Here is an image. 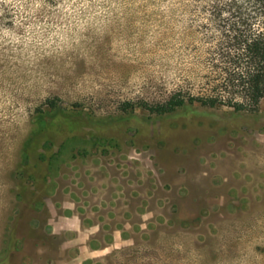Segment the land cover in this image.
<instances>
[{"label": "rangeland", "instance_id": "374dc122", "mask_svg": "<svg viewBox=\"0 0 264 264\" xmlns=\"http://www.w3.org/2000/svg\"><path fill=\"white\" fill-rule=\"evenodd\" d=\"M222 7L0 0V264H264V100L197 98Z\"/></svg>", "mask_w": 264, "mask_h": 264}, {"label": "trees", "instance_id": "16d2710c", "mask_svg": "<svg viewBox=\"0 0 264 264\" xmlns=\"http://www.w3.org/2000/svg\"><path fill=\"white\" fill-rule=\"evenodd\" d=\"M252 2L256 12L251 15L243 14L241 8L231 11L230 7H222V13L228 12L230 17L222 18L219 25L220 71L210 81L207 92L197 96L205 106L256 110L264 100V0ZM185 106V98L175 95L148 108L164 114Z\"/></svg>", "mask_w": 264, "mask_h": 264}]
</instances>
